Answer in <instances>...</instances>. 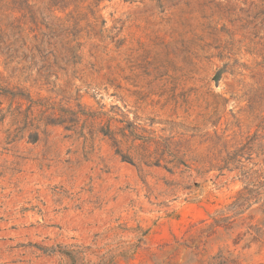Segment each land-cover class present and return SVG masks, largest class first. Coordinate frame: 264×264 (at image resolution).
<instances>
[{
    "label": "rangeland",
    "instance_id": "1",
    "mask_svg": "<svg viewBox=\"0 0 264 264\" xmlns=\"http://www.w3.org/2000/svg\"><path fill=\"white\" fill-rule=\"evenodd\" d=\"M64 5L0 54V264H264V0Z\"/></svg>",
    "mask_w": 264,
    "mask_h": 264
},
{
    "label": "trees",
    "instance_id": "2",
    "mask_svg": "<svg viewBox=\"0 0 264 264\" xmlns=\"http://www.w3.org/2000/svg\"><path fill=\"white\" fill-rule=\"evenodd\" d=\"M57 6L65 8L64 0H0V54L12 59H31L30 62H36L39 56L44 60L47 59L52 54V51H49L51 36L42 32V29L33 26H37L38 19L44 17L46 10ZM30 41H34L35 44L29 45ZM25 47L28 48L25 49ZM5 94L0 93V97L6 96ZM17 99L21 102L14 110H12L14 101H11L10 107L5 112L0 103V122H4L8 116H11L12 125L21 124L13 132L8 133L9 140L20 139L22 138L21 134H25L27 130L31 129L27 138L30 142L36 143L40 139V127L36 126L31 118L34 102L30 100V105L26 110H23V100L28 98L18 94ZM122 158L124 161L132 163L126 156H122ZM111 264L120 263L113 261Z\"/></svg>",
    "mask_w": 264,
    "mask_h": 264
}]
</instances>
